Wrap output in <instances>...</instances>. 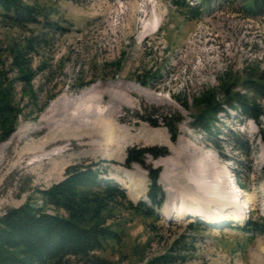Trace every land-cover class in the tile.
I'll return each mask as SVG.
<instances>
[{"label": "rangeland", "instance_id": "1", "mask_svg": "<svg viewBox=\"0 0 264 264\" xmlns=\"http://www.w3.org/2000/svg\"><path fill=\"white\" fill-rule=\"evenodd\" d=\"M24 1L43 10L62 30L41 26L19 29L0 19V70L14 81L15 102L24 112L12 135L0 143L4 150V159L0 158V217L27 203L41 206V192L62 181L67 168L74 165L93 164L102 171L103 179L121 186L131 201L149 203L150 167L159 171L158 184L165 195L158 216L146 218L122 211L118 216L124 228L122 240L111 243L102 256L113 264H147L162 255L175 258L173 264H264L261 127L230 109L218 115L214 136L192 126L198 111L194 98L199 93L217 90L224 76L243 80L250 72L264 73V15L249 17L243 9L244 0H223L210 7L201 6L202 0ZM158 18L161 23L155 28ZM34 38L40 44L32 53L36 72L32 100L23 94L22 83L15 81L17 74L11 71V58L5 50ZM117 61L119 70L112 66ZM35 100L36 105L32 103ZM55 102V125L37 131L40 118ZM96 116L101 120L93 123ZM165 117L182 119L176 125L175 140ZM78 128L98 133L83 139ZM18 131L25 134L12 137ZM54 132L66 134L64 144L52 145L44 154L69 149L55 160L67 163L54 178L39 180L31 175L26 168L29 160L8 173L15 150ZM237 138L249 141L250 156L235 147ZM152 147L166 149L167 155L153 158L145 154L141 159L144 165L127 166L128 150ZM192 153L185 161L184 156ZM165 159L170 167L158 166ZM205 165L203 171L200 167ZM51 167L46 164L44 173ZM238 176L246 186L242 193H249L251 202L239 224L233 222L234 213L223 224L163 217L166 202L173 211L178 205L191 204L192 199H198L206 214L216 212L222 217L220 206L201 197L219 200L223 177L228 180L221 187L225 191L230 184L236 186ZM183 177H189L196 189ZM134 193L139 195L134 197ZM248 221L262 231L248 229Z\"/></svg>", "mask_w": 264, "mask_h": 264}, {"label": "trees", "instance_id": "2", "mask_svg": "<svg viewBox=\"0 0 264 264\" xmlns=\"http://www.w3.org/2000/svg\"><path fill=\"white\" fill-rule=\"evenodd\" d=\"M221 1L202 0L200 4L210 7ZM244 2L246 6L243 9L249 17L264 15V0ZM0 19L19 29L41 26L57 32L62 30L58 24L48 20L43 10L24 0H0ZM39 44L34 38L24 45L12 44L5 50L11 58V71L17 74L15 81L22 83L23 94L32 100L36 96L32 83L36 75L32 53ZM112 66L119 70L121 63L117 61ZM41 70L44 71L43 67ZM140 83L147 85L146 81ZM79 87H83V84H79ZM14 90V81H9L0 70V143L12 135L24 113L15 102ZM32 103L36 105L37 100ZM194 105L198 111L193 117L192 126L208 137L214 136L218 115L230 109L261 127L259 137L264 143V73L250 72L243 80L224 76L217 90L199 93L194 98ZM166 118L164 123L175 140L176 125L182 119L177 117L169 121ZM230 134L234 135L233 132ZM234 145L245 156L251 155V144L247 139L237 138ZM145 154L158 158L167 155V150L155 147L138 151L130 149L127 152V166L143 164L141 159ZM147 169L151 181L147 195L150 204L131 201L121 186L103 179L100 176L102 171L94 168L93 164L68 167L62 181L41 192V206L27 203L8 209L0 217V264H113L101 253L111 243L119 244L122 240L124 228L118 220L119 214L123 211L146 218L155 217L158 216L157 209L164 202L165 195L158 184L159 171L150 167ZM237 181L241 188L246 189L239 176ZM249 223L245 226L254 233L262 231L256 224L252 223L251 227ZM175 260L170 255H162L147 264H173Z\"/></svg>", "mask_w": 264, "mask_h": 264}, {"label": "bare ground", "instance_id": "3", "mask_svg": "<svg viewBox=\"0 0 264 264\" xmlns=\"http://www.w3.org/2000/svg\"><path fill=\"white\" fill-rule=\"evenodd\" d=\"M160 23H161V19L158 18L156 25H155V28L159 27ZM57 102L52 104L47 109L45 114L40 118L39 124L36 128L37 131H42L46 128H52L55 125V122H54L52 117H53L54 108H55ZM98 117L99 116H96L94 118L93 123L96 120H101V118H98ZM106 125H109V123H106ZM67 128L71 129L70 126ZM76 132L79 133L78 134L79 136H83L84 137L83 139L90 138L88 136H90L94 133H98V132H86L85 130H80L79 128H78V130H76ZM103 133L105 134L106 132H103ZM24 134L25 133L22 134L21 131L20 132L18 131V132H15L12 137L18 136L19 138H21ZM65 135L66 134L64 132L50 133L49 135H47L46 137H44L42 140H40L37 143H31V144L29 143V144H26L20 150H15L13 162L8 168V173H10L11 171L17 169L18 167L24 165L26 163V161L29 160V164L26 168H27V172H29L31 175L37 176L39 180L42 179L43 177L48 178V179L54 178L55 175H57L59 173V171L67 163V161H65L63 159H61L60 163H55V160L59 159V156L61 157V155L66 153V151H68L69 149L64 148L62 151H59V152L53 151V152H50L47 154H44V153L52 145L62 144V143L64 144ZM3 152H4L3 148L0 147V158L2 160L4 159V158H2ZM194 154L195 153H192L190 155L186 154L184 156V160L188 161L189 157H191ZM46 164H51V166H52L47 174L44 173V166ZM170 165L171 164L166 159L158 162V166H163V167L169 168ZM205 167H206V165L201 166L200 168L204 171V169H206ZM209 172H211V171L209 170ZM210 175L211 174L209 173V174L205 175L204 177L206 179H208L210 177ZM169 178H171V177L167 178L168 181H169ZM211 178H212V176H211ZM183 180H184V182H186L188 184V186H190L192 188L195 187V189H196V186H194V184L191 183V179H189V177H186V178L183 177ZM226 181H228V180L224 179V177H223V179L221 180V186L218 188L217 195L220 197L219 200H217L218 197H216V198L206 197V196L201 197V199H204L207 202H210V203L215 202V204L217 206H220L221 210H219V212H220L219 215H222V217H218V215H216L217 214L216 212L206 214L204 211L205 210L204 207L201 205L200 202H198V199H195V200L192 199L191 204L178 205V206L174 207L175 209L173 211L168 210V208H167L168 203L166 202L165 207L162 211L163 217L166 220H174V219H177L180 217H191V218H195L198 220H204V221H206L205 219H207L208 222L209 221L210 222L211 221L212 222H220V224L221 223L223 224V223H226V221H228L230 214L234 213L235 214V217H234L235 220H233V222L239 224L242 221V219L244 218L245 209L250 210V208H251V205L250 206L247 205L250 202V196H249V193H247L245 195L244 193L240 192V190H238L234 184H230L229 187L225 188V191L224 190L222 191L221 187L225 184ZM217 183H218V180L217 181L215 180V186L217 185ZM131 184H133V183H131ZM124 188L127 189V186H125ZM197 189H198L197 191L199 192L200 187L197 186ZM214 189H216V187H214ZM137 195H139V194L138 193L133 194L134 197H136ZM233 195H235L236 198L229 201L228 199L232 198ZM3 204H8V202L4 201Z\"/></svg>", "mask_w": 264, "mask_h": 264}]
</instances>
